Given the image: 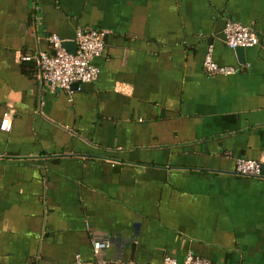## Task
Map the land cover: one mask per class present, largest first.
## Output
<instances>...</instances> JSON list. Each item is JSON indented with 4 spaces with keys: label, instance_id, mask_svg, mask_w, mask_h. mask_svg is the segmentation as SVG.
Wrapping results in <instances>:
<instances>
[{
    "label": "crops",
    "instance_id": "crops-1",
    "mask_svg": "<svg viewBox=\"0 0 264 264\" xmlns=\"http://www.w3.org/2000/svg\"><path fill=\"white\" fill-rule=\"evenodd\" d=\"M227 18L259 43L228 47ZM79 24L109 29L99 74L52 86L21 55ZM5 110L0 264H264V177L235 171L264 150V0H0Z\"/></svg>",
    "mask_w": 264,
    "mask_h": 264
},
{
    "label": "built area",
    "instance_id": "built-area-1",
    "mask_svg": "<svg viewBox=\"0 0 264 264\" xmlns=\"http://www.w3.org/2000/svg\"><path fill=\"white\" fill-rule=\"evenodd\" d=\"M109 29L88 25H77L73 40L74 51L69 50L63 44L65 39L55 32L48 34L49 48L32 53H24V60L33 59L39 68V76L52 86L70 90L74 82H90L97 78L99 66L92 60L102 54L105 47V35ZM223 39L230 48L252 46L259 43L257 32L247 24L238 20L227 18L223 26ZM211 47H208L202 66L205 71L217 74L234 73L237 68L232 65L220 64L211 55ZM10 111L5 110L0 120V129L9 130L11 127ZM236 173L249 177H264V150L259 158L238 157L235 160ZM107 242L93 241L95 253L106 247ZM75 264H106L105 259L96 257L93 260H85L79 254L75 256ZM127 264H139L130 260ZM161 264H210L209 259L188 250L182 259L178 261L171 255H164Z\"/></svg>",
    "mask_w": 264,
    "mask_h": 264
},
{
    "label": "water",
    "instance_id": "water-1",
    "mask_svg": "<svg viewBox=\"0 0 264 264\" xmlns=\"http://www.w3.org/2000/svg\"><path fill=\"white\" fill-rule=\"evenodd\" d=\"M64 46L66 48H68L69 50H72L74 51V48H75V41L74 40H65L63 42ZM237 51L241 54L242 51H243V47L239 46V47H236ZM74 85H77V82H74L73 83Z\"/></svg>",
    "mask_w": 264,
    "mask_h": 264
}]
</instances>
